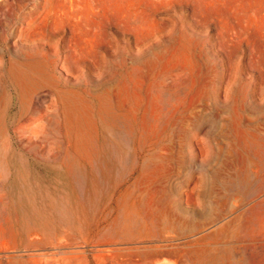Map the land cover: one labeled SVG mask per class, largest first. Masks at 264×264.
Segmentation results:
<instances>
[{
    "label": "rangeland",
    "instance_id": "374dc122",
    "mask_svg": "<svg viewBox=\"0 0 264 264\" xmlns=\"http://www.w3.org/2000/svg\"><path fill=\"white\" fill-rule=\"evenodd\" d=\"M0 264H264V0H0Z\"/></svg>",
    "mask_w": 264,
    "mask_h": 264
},
{
    "label": "bare ground",
    "instance_id": "6f19581e",
    "mask_svg": "<svg viewBox=\"0 0 264 264\" xmlns=\"http://www.w3.org/2000/svg\"><path fill=\"white\" fill-rule=\"evenodd\" d=\"M62 99V98H61ZM66 111V110H65ZM74 123V122H73ZM64 124V123H63ZM67 126V125H66ZM68 129V128H67ZM73 129H75V128H73ZM82 131V130H81ZM77 134V133H76ZM82 135H84V134H82ZM75 136V135H74ZM86 136V135H85ZM130 138V137H129ZM67 141V140H66ZM86 141V140H85ZM81 143V142H80ZM72 144H74V143H72ZM66 145V144H65ZM90 145V144H89ZM100 145V144H99ZM87 146V145H86ZM72 147H73V145H72ZM83 147V146H82ZM72 149V148H71ZM85 149V148H84ZM72 150H75L74 148L72 149ZM86 150H88L87 148H86ZM101 151V150H100ZM75 152H77V151H75ZM84 152H86V151H84ZM77 154V153H76ZM81 155V154H80ZM90 155V154H89ZM88 156V155H87ZM80 159H82V158H80ZM91 159V158H90ZM86 160V159H85ZM87 161V160H86ZM7 175V174H6ZM175 219V218H174ZM174 221V220H173ZM102 229V228H101ZM106 230V229H105ZM116 230V229H115ZM36 232V231H35ZM166 232H167V230H166ZM117 233V232H116ZM127 233V232H126ZM128 234V233H127ZM69 237V236H68ZM60 245V244H59Z\"/></svg>",
    "mask_w": 264,
    "mask_h": 264
}]
</instances>
